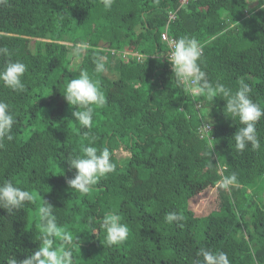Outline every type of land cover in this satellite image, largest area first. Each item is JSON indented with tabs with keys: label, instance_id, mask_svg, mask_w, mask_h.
<instances>
[{
	"label": "trees",
	"instance_id": "obj_1",
	"mask_svg": "<svg viewBox=\"0 0 264 264\" xmlns=\"http://www.w3.org/2000/svg\"><path fill=\"white\" fill-rule=\"evenodd\" d=\"M249 1L114 0L110 9L101 0L0 4V47L11 52L0 56V67L8 59L27 66L24 91L0 84V101L16 118L13 139L0 147V180L37 194L11 216L0 209V264L38 247L43 201L79 240L73 264H194L201 248L225 252L230 264H264V118L256 125L262 147L237 152L232 136L241 125L214 98L210 131L203 132L208 122L197 112L210 105L177 87L161 39L166 25L175 40L197 39L209 81L235 90L243 80L264 108V5L250 9ZM78 44L85 49L74 64ZM99 57L106 58L102 74L94 70ZM82 70L106 97L91 129L74 121L75 109L63 97ZM93 143L109 148L116 169L81 195L69 189L75 170L68 161ZM232 173L238 186L220 189ZM206 186L217 188L219 206L199 217L189 200ZM169 212L184 215L182 226L165 221ZM110 213L129 228L128 239L112 247L101 226Z\"/></svg>",
	"mask_w": 264,
	"mask_h": 264
},
{
	"label": "clouds",
	"instance_id": "obj_2",
	"mask_svg": "<svg viewBox=\"0 0 264 264\" xmlns=\"http://www.w3.org/2000/svg\"><path fill=\"white\" fill-rule=\"evenodd\" d=\"M5 3L7 0H0V4ZM101 3L105 9H110L114 0H101ZM261 5H264V0H260ZM84 49L85 45L78 44L72 49L71 55L79 57ZM202 51L200 42L195 38L181 36L174 41L171 50L167 52V62L172 67L175 84L189 95L203 98V101L210 105L199 108L197 112L200 121L208 122L202 126L203 129L210 131V108L214 98H219L225 102L224 114L232 120H238L241 125L232 136L235 150L237 152H244L248 148L253 151L259 150L262 145L256 125L264 118V108L250 98L251 89L243 80L239 81V86L235 90L220 82H210L201 67ZM0 56L10 57L11 52L6 46L0 47ZM105 59L99 57L95 61L96 73L106 72ZM26 71L27 66L24 63L8 59L0 67V84L14 92H22L25 90L23 77ZM63 97L70 108L75 109L71 113L74 121L84 129L93 127L94 110L102 108L106 103V97L99 88V81L93 80L86 70H82L77 78L68 80ZM15 123L14 112L7 103L0 101V147H3L5 140L13 139L12 128ZM87 136L88 133H85L86 138ZM92 139L94 142L95 138ZM212 140L209 137L210 149L214 145L211 143ZM82 152L83 155L68 161L69 169H74L75 175L67 183L69 189L85 195L102 178L113 173L116 165L112 163L107 147L98 149L93 143L84 146ZM237 186L238 179L235 173L223 177L218 183L222 190H230ZM36 196V193L16 186L11 180H0V209H4L10 216L25 208L27 204L34 203ZM53 210L51 204L43 201L37 213L38 247L23 260L18 261L15 257H10L6 264H73L72 249L79 240L58 224ZM184 219L180 212H169L165 216L167 223H176L177 226H182L180 222ZM101 226L105 230V242L109 247L118 246L128 239L129 228L127 224L121 222L119 214H106ZM196 256L194 264H230L228 255L223 251L214 252L201 248Z\"/></svg>",
	"mask_w": 264,
	"mask_h": 264
},
{
	"label": "rangeland",
	"instance_id": "obj_3",
	"mask_svg": "<svg viewBox=\"0 0 264 264\" xmlns=\"http://www.w3.org/2000/svg\"><path fill=\"white\" fill-rule=\"evenodd\" d=\"M260 0H250L249 1V8L255 7ZM68 44V43H67ZM68 45H72L69 43ZM72 52V51H71ZM73 63L78 64L81 61L82 55L79 57H72ZM128 153L127 152H120L117 155L124 157ZM219 206V199H218V191L216 187L206 186L197 193L195 196L190 198L189 200V207L194 211L196 216H206L211 211H215L218 209Z\"/></svg>",
	"mask_w": 264,
	"mask_h": 264
},
{
	"label": "built area",
	"instance_id": "obj_4",
	"mask_svg": "<svg viewBox=\"0 0 264 264\" xmlns=\"http://www.w3.org/2000/svg\"><path fill=\"white\" fill-rule=\"evenodd\" d=\"M189 1H195V0H181V5H184L186 3H188ZM175 18V13H171L169 15V18H168V21L170 22L171 20H174ZM161 39L162 41H164L167 46H168V52L171 50L172 46H173V43L175 41V38L171 37L168 33V25H166L164 27V30L162 31L161 33ZM114 52V51H112ZM127 55H132V56H137L138 58L140 57L138 54H131V53H128V52H122V56L123 57H127ZM207 130L203 129V132H206Z\"/></svg>",
	"mask_w": 264,
	"mask_h": 264
}]
</instances>
